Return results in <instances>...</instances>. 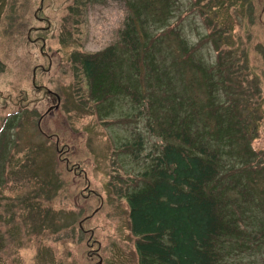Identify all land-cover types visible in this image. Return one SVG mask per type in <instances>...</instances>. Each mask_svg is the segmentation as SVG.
<instances>
[{
	"label": "rangeland",
	"instance_id": "1",
	"mask_svg": "<svg viewBox=\"0 0 264 264\" xmlns=\"http://www.w3.org/2000/svg\"><path fill=\"white\" fill-rule=\"evenodd\" d=\"M130 1L140 8L142 0ZM38 2L0 3V264H139L126 194L169 144L162 133L175 117L199 128L210 147L224 145L219 180L226 200L242 230L256 223L264 232V0H173L171 35L153 26L146 64L140 55L136 71L125 58L114 72L129 96L101 103L85 98L88 87L74 58L119 46L136 12L128 0H94L74 21L62 15L49 48L63 59L53 56L52 71L34 78V66L45 63L28 41V26H39ZM154 18L151 24L162 15ZM176 33L194 53L190 64L182 62ZM220 57L235 66L236 83H224L233 76L218 68ZM48 91L60 94L61 105ZM140 139L143 149L123 147ZM258 240L254 253L231 264H264V240ZM87 243L100 257L87 253Z\"/></svg>",
	"mask_w": 264,
	"mask_h": 264
},
{
	"label": "trees",
	"instance_id": "2",
	"mask_svg": "<svg viewBox=\"0 0 264 264\" xmlns=\"http://www.w3.org/2000/svg\"><path fill=\"white\" fill-rule=\"evenodd\" d=\"M92 1L94 0H78L74 3L73 0H63L61 5H57L55 0L43 1L40 15L52 17L50 28L46 31L49 47L52 35L62 28V15L66 14L74 21L77 14H81ZM172 1L142 0L140 8L137 9L128 0L130 8L136 13L127 18L120 33L119 46H110L96 54H86L82 51L76 54L75 65L82 71L88 87L89 95L85 98L90 100L92 97L94 102L101 103L113 97L129 96L130 87L124 86L126 83L118 84L114 72L121 67L125 58L136 66L137 71V65L141 66L142 63L139 56L142 55L144 60L150 53V42L153 40L149 37L153 26L156 31L161 30L171 35L176 28L168 22V16L172 14ZM231 1L223 0V4ZM141 13L144 15L142 20ZM50 14H54L55 18ZM158 14L162 15V19L156 24H151L150 19ZM70 25V34H73V23L70 22ZM32 26L34 25L28 26V33ZM41 33L43 34L41 30L32 31L30 37L37 39ZM161 36L162 34H159L157 39H162ZM175 36L179 46L178 52L183 53H180L182 62L188 63L194 53L179 34L176 33ZM159 45L162 46L163 43L160 42ZM120 47L126 50L125 55L122 51V60L118 59L117 53ZM59 62L60 59H57V66ZM44 65L47 68L49 61L45 60ZM54 65L53 60L52 69ZM234 67L231 64L225 66L223 58L220 57L218 68L229 71L233 76V79L231 77V80H224V83H236L240 77L237 70H232ZM37 68V74L39 71L44 73ZM224 75L228 76L227 73ZM135 94L138 92L135 91ZM163 135L165 139H170L169 144L160 155L151 159L150 167L142 175L141 184L126 194L131 230L139 238L136 244L139 264H231V261L238 260L242 253L251 250L254 253L255 247H259L258 238L264 240V232L257 229L256 223L251 224L250 230H242L239 214L236 215V211L230 208V201L226 200L225 183L219 180L226 155L222 150L224 145L221 146V151L210 147L202 138L199 128L194 129L184 119L179 120L177 117L173 118L170 128L167 133H162ZM131 146L136 150L143 149V142L141 139L134 144L127 142L123 147ZM58 151L59 154L65 153L61 149ZM135 157L139 155L136 154ZM219 184H222L221 188ZM229 189L230 187L228 191ZM245 202L250 204L251 201ZM32 207L27 206L26 209ZM22 218L26 219V222L29 221L28 218ZM81 232L87 233L84 229H81ZM250 238L253 239L251 245L252 240L246 242ZM1 241L0 250H3L4 240ZM88 243L87 253L93 256Z\"/></svg>",
	"mask_w": 264,
	"mask_h": 264
},
{
	"label": "flooded vegetation",
	"instance_id": "3",
	"mask_svg": "<svg viewBox=\"0 0 264 264\" xmlns=\"http://www.w3.org/2000/svg\"><path fill=\"white\" fill-rule=\"evenodd\" d=\"M43 1L44 0H40V2H39L40 5L36 8L35 15L33 16L34 21L38 22L39 26H35L34 25L30 29V33L32 31L37 32L38 30H41L43 32V34L41 33V35L38 36V38H37V39H39L38 41H37V39H32L31 38V39H29V42H30V44L37 45L38 52H39L38 53L39 57H44L45 58L44 60H48L49 61V66L47 68H45L44 67L45 65L43 63H38L35 66L36 68L34 70L36 75H37V70H38L37 67H39V69H41L44 73L51 72L52 65H53V56L59 55L62 58V53H60L59 51L56 50V52H54L55 54H53L52 53V49H50L49 46H48L46 31L50 28L51 19L40 15L41 14L40 13L41 10L43 9ZM55 1H56L57 5L58 4L61 5L62 2H63V0H55ZM77 1L78 0H73L74 3H76ZM39 42H40V44H39ZM62 66H63V60L60 59V62L58 64V66H57V70L61 69ZM75 66H76V69L78 70V66L77 65H75ZM36 87L39 88L38 85ZM40 89L44 90L45 87L42 86V87H40ZM49 95L51 97H53V99L55 100L56 103H58L59 100H60V105H61V103H62L61 101L62 100H61V96H60V94L58 92L53 91L52 93H49ZM94 195L98 196L96 193H94ZM90 236H92V237H90V240H92L93 236H94V232L93 231L90 232ZM94 242H96V241L94 240L93 244H90V246H92V245L94 246L95 245ZM92 252L94 254L93 256L100 257L99 250H92Z\"/></svg>",
	"mask_w": 264,
	"mask_h": 264
},
{
	"label": "water",
	"instance_id": "4",
	"mask_svg": "<svg viewBox=\"0 0 264 264\" xmlns=\"http://www.w3.org/2000/svg\"><path fill=\"white\" fill-rule=\"evenodd\" d=\"M34 78H36L35 72H34ZM34 84H35V81H34ZM48 93H52V91H48ZM59 104H60V100H59ZM59 104H58V106H59ZM100 263H102V262L100 261Z\"/></svg>",
	"mask_w": 264,
	"mask_h": 264
}]
</instances>
